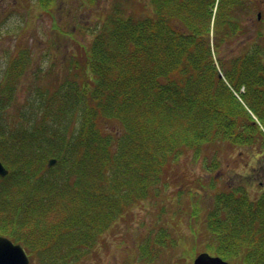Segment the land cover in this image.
Here are the masks:
<instances>
[{"label":"trees","instance_id":"obj_1","mask_svg":"<svg viewBox=\"0 0 264 264\" xmlns=\"http://www.w3.org/2000/svg\"><path fill=\"white\" fill-rule=\"evenodd\" d=\"M36 2L39 15L54 18L49 45L58 49L69 22L60 18L73 14V3ZM262 6L114 0L80 51L64 44V83L45 88L29 79L34 104L30 95L17 99L33 66L32 44L17 40L0 78V160L10 169L0 175V234L26 240L43 264L72 263L137 200L165 186L187 150L212 143L264 149V42L230 58L221 51L227 39L255 30L243 19L255 9L264 14ZM52 157L58 163L49 168ZM193 182L206 192V251L264 264V186L252 198L243 181L212 189Z\"/></svg>","mask_w":264,"mask_h":264},{"label":"rangeland","instance_id":"obj_2","mask_svg":"<svg viewBox=\"0 0 264 264\" xmlns=\"http://www.w3.org/2000/svg\"><path fill=\"white\" fill-rule=\"evenodd\" d=\"M72 1L69 0L73 3V14L64 17L57 15L60 19L69 20L65 26L67 36L56 38L53 44L58 49L52 50L49 39L52 32L55 36L57 33L52 31L54 18L51 15H39L40 8L36 0H0V11L1 6H4L0 16V78L13 53L15 42L22 39L30 47L32 44L33 66L29 77L19 81V101L25 100L27 95H30L33 104L39 101L26 91L29 79L43 83L45 88L48 82H59L60 85L65 82L63 64L59 62L64 44L68 42L71 51H80L83 43L92 40V31L99 29L104 12L114 0H99L93 6L85 0ZM258 1L264 8V0ZM77 3L79 5L74 7ZM256 17V9L244 17V23L256 31L247 30L238 38L227 39L222 44L223 57L230 58L246 52L257 40L259 43L264 42L263 12L260 17ZM71 25L74 27L72 35L69 34ZM48 49H51L49 54ZM57 163L58 159L55 164L48 166L50 168ZM215 168V171H211ZM196 178L204 180L208 189H212L214 183L224 186L243 181L251 197L257 198L264 186V149L260 145L238 147L228 143H212L198 150H187L167 174L165 186L152 191L150 197L137 200L124 217H120L103 232L88 255L68 264H193L196 254L208 250L212 242L206 229L208 206L200 194L206 195V192L197 189V183L193 182ZM191 196L195 197L196 205L191 203ZM162 239L165 241L162 242ZM36 264H43L39 256Z\"/></svg>","mask_w":264,"mask_h":264},{"label":"water","instance_id":"obj_3","mask_svg":"<svg viewBox=\"0 0 264 264\" xmlns=\"http://www.w3.org/2000/svg\"><path fill=\"white\" fill-rule=\"evenodd\" d=\"M261 11L258 12V17ZM257 17V18H258ZM223 76V73L220 74ZM57 158H50L48 164H55ZM9 169L0 161V175L9 174ZM29 258L23 244L15 243L9 236L0 234V264H28ZM194 264H233L220 255L211 254L208 251L199 252L193 260Z\"/></svg>","mask_w":264,"mask_h":264},{"label":"flooded vegetation","instance_id":"obj_4","mask_svg":"<svg viewBox=\"0 0 264 264\" xmlns=\"http://www.w3.org/2000/svg\"><path fill=\"white\" fill-rule=\"evenodd\" d=\"M13 239V238H12ZM13 241L15 243H21L23 244L24 246V249H25V252L27 253L28 255V258H29V262L28 264H36V258H37V251L35 249V247H31L29 248L24 241L26 240H16V239H13Z\"/></svg>","mask_w":264,"mask_h":264},{"label":"bare ground","instance_id":"obj_5","mask_svg":"<svg viewBox=\"0 0 264 264\" xmlns=\"http://www.w3.org/2000/svg\"><path fill=\"white\" fill-rule=\"evenodd\" d=\"M221 257H223V256H221ZM224 258V257H223ZM224 259H226V258H224ZM226 260H228V259H226ZM229 261V260H228ZM194 264V263H193Z\"/></svg>","mask_w":264,"mask_h":264}]
</instances>
